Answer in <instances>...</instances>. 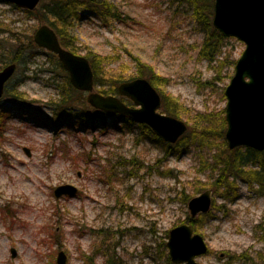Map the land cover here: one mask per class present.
<instances>
[{
    "label": "rangeland",
    "instance_id": "374dc122",
    "mask_svg": "<svg viewBox=\"0 0 264 264\" xmlns=\"http://www.w3.org/2000/svg\"><path fill=\"white\" fill-rule=\"evenodd\" d=\"M107 1L129 18L104 24L80 11L74 54L85 56L91 50L106 56V78L129 77L138 62L149 64L167 79L159 90L190 113L224 110L223 90L230 78L212 80L215 71L198 59L203 36L185 8L167 0ZM13 6L0 0V23L22 31L41 25ZM243 50L242 42L226 38L221 56L236 61ZM47 56H36L5 85L22 93L28 104L7 102L10 119L0 136V264H56L59 251L66 264H87L88 256L94 257L93 264H105L94 252L107 246L117 264H168L162 246L166 233L191 218L183 196L198 195L205 189L195 192L196 185L207 188L210 182L197 151L172 150L174 155L164 157L137 127L117 133L104 117L81 122L82 112L96 110L86 102L65 113L64 121L53 120L64 74ZM206 81L212 85H202ZM5 103L3 94L0 105ZM187 117L185 112L179 120L186 124ZM64 185L75 194L56 198L54 190ZM255 189L238 182L239 195L232 201L213 194L215 208L198 229L209 252L196 264L256 261L264 247V195Z\"/></svg>",
    "mask_w": 264,
    "mask_h": 264
},
{
    "label": "trees",
    "instance_id": "16d2710c",
    "mask_svg": "<svg viewBox=\"0 0 264 264\" xmlns=\"http://www.w3.org/2000/svg\"><path fill=\"white\" fill-rule=\"evenodd\" d=\"M167 1L170 5H175L177 9L179 7L185 8L195 29L202 34V41L197 47V57L211 65V68L215 71L217 77L212 80H222V77L231 78L233 72L230 74L229 69L234 68L236 61L230 59L229 56H221L226 46L227 37L222 36L212 25L214 0ZM82 10L89 11L93 17L104 24L112 21H124L129 18L117 5L107 0H40L35 9L22 10V12L28 20H35L40 24L49 25L54 30L61 46L73 53H77V39L73 34V29L81 19L80 11ZM36 28L37 25L29 31H22L9 28L7 24L0 23V69L14 63L16 72L21 70L26 64L34 62L36 56L40 54L49 55L47 57L52 58L64 74V84L59 87V97L54 102L55 107L53 109V120L62 122L66 119L64 117L65 113H70L71 109L76 107L85 106L87 103L86 94L75 90L70 85L67 72L54 54L45 53L35 45L33 33ZM84 57L89 62L93 74L94 87L98 93L104 96L116 95L119 97L117 87L120 83L136 78H144L158 91L161 97V113L180 119L181 114L186 112L188 119L186 121L187 131L177 140L175 145L164 143L146 125L137 124L119 114L91 110L89 113L82 112L79 116V121L88 123L89 120L104 117L103 122L105 125L111 126L117 133L132 132L134 127H137L140 130V135L145 136V139L149 138L150 142L161 148L164 157L170 154L174 155L175 151L179 154L189 153L193 150L197 151L196 156L198 157L199 166L208 173V181L210 182L207 188L200 183L197 184L195 192L202 189H211L213 194L219 192L225 200L232 201L239 195L238 182H241L249 190L257 186L255 191L264 195V151L258 152L244 147L228 149L224 139L226 130L224 110L217 113L214 111L190 113V110L188 111L177 98L159 90L160 86L167 84V79L155 73L149 64L138 62L135 74L129 77L124 76L123 78L122 75H115L106 78L103 72V67L107 61L106 56H100L91 50H87ZM223 70H226V72L222 76ZM202 85L211 86L212 82L206 81ZM4 96L6 103L0 105V136L6 129L7 120L10 119L7 102L11 100L22 103L27 102L25 96L17 89L11 90L7 86L4 90ZM119 98L126 105L133 106L129 100L123 97ZM86 117H89V119H86ZM105 117H108V121H105ZM69 118L70 116H68ZM172 150H174V153L171 152ZM189 199L188 196L184 195L183 204L187 205ZM214 208L215 199H212L211 209L207 214L198 215L195 218L187 216L184 222H188L194 233H198L200 225ZM166 235V238H168V232ZM162 246L166 248V243H163ZM95 249L94 254L103 256L105 264H117L113 249L110 246L105 248L97 247ZM166 259L167 263L170 264L168 254ZM255 260L252 264H264V247L256 253ZM93 263L94 257L88 256L87 264Z\"/></svg>",
    "mask_w": 264,
    "mask_h": 264
},
{
    "label": "water",
    "instance_id": "95a60500",
    "mask_svg": "<svg viewBox=\"0 0 264 264\" xmlns=\"http://www.w3.org/2000/svg\"><path fill=\"white\" fill-rule=\"evenodd\" d=\"M5 1L22 10H33L40 2ZM212 25L222 36L235 38L244 44L223 91L227 147L230 150L244 147L264 151V0H214ZM33 42L39 49L57 57L68 74L70 85L86 94V102L92 108L146 125L157 138L168 144H175L186 133L187 125L183 121L160 112L161 97L146 79L136 78L118 85L119 97L133 105L128 106L116 95L104 96L96 91L88 60L62 47L49 25L44 23L36 28ZM15 70L14 63L0 69V98ZM75 192L74 188L64 185L54 190V196H73ZM212 197V190L205 189L190 198L187 202L190 217L207 214ZM166 248L173 264H196L195 259L208 251L202 236L194 233L189 223L168 231ZM11 256L15 257L13 249ZM56 264H66L63 251L58 252Z\"/></svg>",
    "mask_w": 264,
    "mask_h": 264
}]
</instances>
